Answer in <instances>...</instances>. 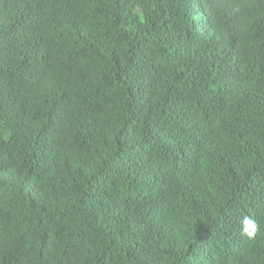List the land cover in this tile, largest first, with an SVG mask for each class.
<instances>
[{
	"label": "trees",
	"instance_id": "obj_1",
	"mask_svg": "<svg viewBox=\"0 0 264 264\" xmlns=\"http://www.w3.org/2000/svg\"><path fill=\"white\" fill-rule=\"evenodd\" d=\"M0 264H264V0H0Z\"/></svg>",
	"mask_w": 264,
	"mask_h": 264
},
{
	"label": "clouds",
	"instance_id": "obj_2",
	"mask_svg": "<svg viewBox=\"0 0 264 264\" xmlns=\"http://www.w3.org/2000/svg\"><path fill=\"white\" fill-rule=\"evenodd\" d=\"M241 223H242V232L250 238L255 237V235L259 231V226L256 220L250 216H245L242 219Z\"/></svg>",
	"mask_w": 264,
	"mask_h": 264
}]
</instances>
